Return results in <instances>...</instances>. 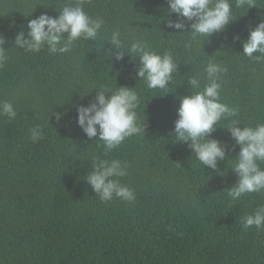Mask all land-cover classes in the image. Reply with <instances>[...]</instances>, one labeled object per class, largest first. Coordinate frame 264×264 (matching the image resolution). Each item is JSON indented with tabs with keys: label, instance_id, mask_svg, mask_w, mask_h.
<instances>
[{
	"label": "trees",
	"instance_id": "obj_1",
	"mask_svg": "<svg viewBox=\"0 0 264 264\" xmlns=\"http://www.w3.org/2000/svg\"><path fill=\"white\" fill-rule=\"evenodd\" d=\"M69 2L0 0L8 57L0 66V102L10 101L17 112L15 119L0 116V264H264V230L241 224L264 205V191L232 200L225 190L238 180L231 167L240 148L227 130L231 120L241 128L264 123V54H243L250 28L264 20V0L242 7L230 0L232 23L208 42L167 26V0H86L84 10L104 20L95 41L81 38L63 54L15 45L31 19L56 17ZM115 31L125 51L139 39L172 54L177 68L167 88L140 81L139 58L111 59ZM210 61L226 69L221 102L238 109L212 133L228 146L229 158L216 170L204 168L171 135L179 97L203 90ZM190 77L200 79L199 89H191ZM101 85L135 88L138 123H145V131L107 154L77 123L78 106L90 104ZM52 112L66 115L57 122ZM36 127L43 138L33 142ZM96 157L127 165L118 179L134 190L133 201L100 200L83 179Z\"/></svg>",
	"mask_w": 264,
	"mask_h": 264
},
{
	"label": "clouds",
	"instance_id": "obj_2",
	"mask_svg": "<svg viewBox=\"0 0 264 264\" xmlns=\"http://www.w3.org/2000/svg\"><path fill=\"white\" fill-rule=\"evenodd\" d=\"M86 0H70L58 10L56 17L42 14L31 19L24 28L16 34L14 43L28 52H40L46 48L52 54L68 53L79 39L95 41L104 25L100 17H93L84 10ZM251 0H236V7H242ZM168 16L165 20L169 28L189 32L191 40L198 41L226 30L232 23L233 5L230 0H167ZM254 7V6H252ZM250 7V8H252ZM175 14V18H172ZM185 21L190 22L186 24ZM27 37V38H26ZM234 39L239 40L236 36ZM6 39L0 35V66L8 59L5 48ZM108 49L111 59L122 60L125 54L134 60L139 58L140 67L137 76L144 81L149 89H165L173 79L177 65L170 52L163 54L150 50L142 40L135 39L125 51V43L121 33L111 34ZM254 53L264 54V20L250 28L248 38L243 41V54L249 58ZM226 71L219 64L210 61L205 68L208 83L201 91H191L200 88V79L190 77L187 81L191 86V95L179 97L180 106L177 110L178 119L171 133L174 143H186L195 153L204 168L218 169V162L228 160V146L220 140L212 138L216 125L222 119L238 116V109L221 102L220 74ZM98 90L95 99L77 108V123L89 139L103 142L105 154L121 145L127 138L145 131V123H138L136 109L140 99L132 87H117L109 89L103 85ZM17 115L10 101L0 102V116L15 119ZM59 122L66 113H53ZM239 120H231L227 128L235 146H239L238 157L231 169L237 174L238 180L230 189H225L232 200H238L245 194L264 191V123L255 126L240 127ZM43 138L39 127L30 129V139L33 142ZM92 167L83 179L90 185L101 201L109 202L113 198L133 201L135 192L123 185L119 177L127 175V165L118 159L91 160ZM223 175V174H222ZM224 190V191H225ZM244 229L255 226L264 230V205L259 206L253 214L241 221Z\"/></svg>",
	"mask_w": 264,
	"mask_h": 264
}]
</instances>
